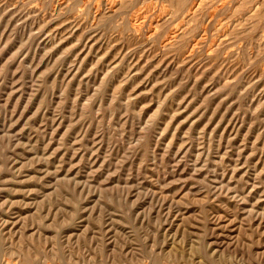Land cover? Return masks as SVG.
Here are the masks:
<instances>
[{
  "label": "rangeland",
  "instance_id": "374dc122",
  "mask_svg": "<svg viewBox=\"0 0 264 264\" xmlns=\"http://www.w3.org/2000/svg\"><path fill=\"white\" fill-rule=\"evenodd\" d=\"M0 264H264V0H0Z\"/></svg>",
  "mask_w": 264,
  "mask_h": 264
},
{
  "label": "bare ground",
  "instance_id": "6f19581e",
  "mask_svg": "<svg viewBox=\"0 0 264 264\" xmlns=\"http://www.w3.org/2000/svg\"><path fill=\"white\" fill-rule=\"evenodd\" d=\"M240 1V0H239ZM189 10V9H188Z\"/></svg>",
  "mask_w": 264,
  "mask_h": 264
}]
</instances>
